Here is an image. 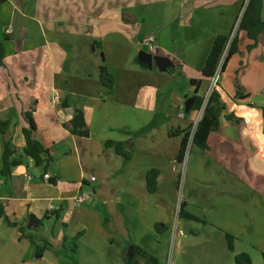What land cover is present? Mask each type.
I'll return each instance as SVG.
<instances>
[{
	"label": "crops",
	"instance_id": "1",
	"mask_svg": "<svg viewBox=\"0 0 264 264\" xmlns=\"http://www.w3.org/2000/svg\"><path fill=\"white\" fill-rule=\"evenodd\" d=\"M244 1L0 3V120H10L7 135L21 155L24 113L33 108V135L53 157L47 170L45 162L37 166L22 157L9 176L0 174V202L15 223L0 220V264H124L130 245L166 264L180 189L177 157L196 112L187 113L185 101L195 93L192 80H201L198 95L207 90L202 69L212 43L231 34ZM261 16L264 20V0ZM69 19L81 22L72 34L89 37L81 50L74 47L82 40L60 36L62 21ZM49 33L59 40L51 42ZM146 36L154 37L152 47L142 44ZM236 36V52L216 89L226 110L207 148L193 146L188 158L171 264H237L240 253L252 264H264V33L251 49L253 40L244 30ZM141 50L152 55V68L138 59ZM69 60L74 71L64 75ZM101 66L114 76L111 93L99 80ZM237 85L245 97L236 95ZM75 107L84 112L88 137L64 127ZM108 141L121 143L129 159ZM2 152L0 134V168ZM151 170L157 171L152 192ZM80 195L84 202L77 203ZM30 216L43 225L30 228ZM157 223L166 228L157 230ZM227 233L234 237L233 250ZM30 234L37 244H49L39 258Z\"/></svg>",
	"mask_w": 264,
	"mask_h": 264
},
{
	"label": "trees",
	"instance_id": "2",
	"mask_svg": "<svg viewBox=\"0 0 264 264\" xmlns=\"http://www.w3.org/2000/svg\"><path fill=\"white\" fill-rule=\"evenodd\" d=\"M4 0H0V3ZM263 0H249L243 17L240 22L239 30H244L247 34V37L253 40V44L248 46L249 49L253 48L255 43L257 42L259 36L264 33V20L261 16V6ZM237 35V34H236ZM230 35H219L217 36L211 46L209 54L206 58L202 69L203 78H210L216 71L224 53L226 50L227 43L229 41ZM237 36L234 37L230 48L227 52L223 70L228 59L236 52V43ZM0 65H3V51L0 46ZM99 80L100 82L106 86L109 90V93L112 92L114 87V76L108 72L105 66L100 67L99 72ZM200 79L192 80L193 84H195V93L192 98L194 99L192 110L200 109L204 103V97L198 95V86L200 84ZM236 95L238 97H245V94L240 91L239 86L237 85ZM70 105V101L67 99L63 102V106L67 107ZM226 110V104L222 101L221 96L217 90L213 91L209 100L206 104L203 116L200 122L197 125L193 146H196L200 149L207 148V138L208 136L216 131L220 124V117L223 115V112ZM225 117L231 121H239L240 119L236 117L234 114H225ZM24 119L26 121V125L23 127V135L25 138V146L22 149L21 155H17L16 149L12 144V140L8 137L7 133L10 127V120H0V134L3 137V152H2V166L0 168V174L4 176H9L12 169L18 165L22 164V157L31 158L35 165L40 166L45 162V170H47L53 161L52 153L49 148H46L42 142L34 137V131L36 129V124L33 118V108L24 113ZM64 127L69 130L72 134L80 136V137H88L89 136V127L86 122L84 112L81 108L75 107L74 114L70 121L64 124ZM189 137V130L186 131L183 137V142L181 145V149L179 151V155L177 157V161L179 163L182 162L187 148V140ZM107 145L114 146L115 151L124 157L125 160H128L130 154L125 150L124 146L121 143L108 141ZM45 155V157H43ZM156 176L157 171L151 170L147 175V184L149 191L152 192L156 186ZM181 213V211H180ZM46 218V215L45 217ZM5 219L9 225L14 226L15 223L11 222L5 213V206L2 202H0V220ZM195 220H200L197 217H194ZM29 227L37 230L43 225V219H38L33 216L29 217ZM157 230H161L162 228H166L164 224L157 223L155 225ZM23 229L21 228V235L23 234ZM227 242L230 250H233V239L234 237L231 234L227 233ZM33 243L36 245V257L39 258L44 251L45 247L48 246V242L44 241L43 245H39L36 243L33 235L27 236ZM78 235L75 237V240L78 239ZM235 261L237 264H252L250 256L246 253H240L235 255ZM124 264H160L158 259L149 254L145 249L137 245L128 246L123 254ZM144 262V263H143Z\"/></svg>",
	"mask_w": 264,
	"mask_h": 264
},
{
	"label": "built area",
	"instance_id": "3",
	"mask_svg": "<svg viewBox=\"0 0 264 264\" xmlns=\"http://www.w3.org/2000/svg\"><path fill=\"white\" fill-rule=\"evenodd\" d=\"M249 0H245L244 3H243V6L241 8V12L235 22V25L231 31V34H230V38H229V41L227 43V46H226V50H225V53L215 71V73L209 78V85H208V88L207 90L205 91L203 97H204V103L203 105L201 106L200 109H197L196 112H195V117L193 119V122L190 126V129H189V137H188V140H187V148H186V153H185V156L180 164V175H179V180H178V187H182L183 184H184V174H185V171H186V168H187V162H188V158H189V154H190V151L193 147V139H194V134H195V131H196V128H197V125L198 123L200 122L202 116H203V113H204V110H205V107H206V104L209 100V97L211 96V94L213 93V91H215L219 85V82L221 80V77H222V73H223V66H224V62H225V58H226V55H227V52L230 48V45L234 39V37L236 36L238 30H239V26H240V22H241V19L243 17V14L245 12V9H246V6L248 4ZM5 32L6 33H10V29H5ZM142 44L146 47H152L153 44H154V37L153 36H146L143 41H142ZM55 100L56 101H60V98H59V95L56 94L55 96ZM180 117H184L185 114L183 112H181L179 114ZM51 178V176L46 173L44 175V179L45 180H49ZM91 181H94L95 178L94 177H91L90 178ZM84 199L85 197L83 195H80L77 197V203H82L84 202ZM181 205H182V198H179V201L177 203V211H176V215H175V223L173 224V227H172V230H171V234L172 236L174 237L173 239V242H171V247H170V250L168 252V255H167V260H166V264H171L172 262V257H173V249H174V242H175V239H176V236H177V223H178V219H179V215H180V210H181Z\"/></svg>",
	"mask_w": 264,
	"mask_h": 264
},
{
	"label": "rangeland",
	"instance_id": "4",
	"mask_svg": "<svg viewBox=\"0 0 264 264\" xmlns=\"http://www.w3.org/2000/svg\"><path fill=\"white\" fill-rule=\"evenodd\" d=\"M75 23H77V19L76 20H70L69 19V20L62 21V24H63V27H64L65 30H62V33H61L60 36H62L63 38L68 39L70 42H79L80 40H82V42L80 44H78V47H74V49H76V50H81L82 47H84L85 43L89 40V37L88 36H83L82 37V36H79L78 34H76V35L75 34H72L73 32H71V31L74 30L77 33V31L81 28V22L78 21V23H77L78 25H74ZM59 38L60 37H58V36L55 37V34L54 33H49V39H50L51 42H56V40H59ZM63 46L65 48L70 47V45H68V44H64ZM91 46L92 45H90L89 48H88L89 52H92L91 51L92 50L91 49ZM85 53L86 52L80 53V55L78 57V61L80 59L81 63H83L84 60H85V57H86L85 56ZM100 59H101V57H100ZM64 65H65V69H63L64 70V72H63L64 75H65L66 72H67L66 74L70 75L71 70H72V67H73V62L71 60H69V62H66ZM79 67H81V65H79ZM73 69H76V68H73ZM72 71H74V70H72ZM77 71H78V74L81 73V70L80 69H78ZM185 176H186V171H185V174H184V184H185V180H186L185 179ZM184 184L179 189V193H178L179 194V197H178V200L177 201H179V198H182L183 197V191L185 192ZM202 221L204 222V220H202ZM172 227H173V225L170 228L169 241H168L167 250H166L167 255H168V252H169L170 247L172 245L171 242H173V239H174V237L171 234ZM176 238H177V236H176ZM175 248H176V239H175V242H174L173 253L175 252ZM166 259H167V257H166Z\"/></svg>",
	"mask_w": 264,
	"mask_h": 264
},
{
	"label": "water",
	"instance_id": "5",
	"mask_svg": "<svg viewBox=\"0 0 264 264\" xmlns=\"http://www.w3.org/2000/svg\"><path fill=\"white\" fill-rule=\"evenodd\" d=\"M91 49L92 50H95V44H92L91 46ZM138 59L147 64L149 68H152V55L144 50H141L138 54ZM193 103H194V99L193 98H188L186 101H185V110L186 112L188 113L191 108L193 107Z\"/></svg>",
	"mask_w": 264,
	"mask_h": 264
}]
</instances>
